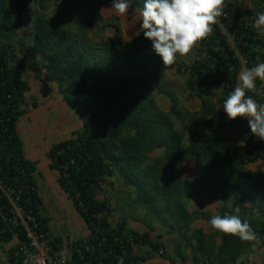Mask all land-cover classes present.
<instances>
[{
    "label": "trees",
    "instance_id": "obj_1",
    "mask_svg": "<svg viewBox=\"0 0 264 264\" xmlns=\"http://www.w3.org/2000/svg\"><path fill=\"white\" fill-rule=\"evenodd\" d=\"M141 1L127 0L133 8L142 6ZM109 2L0 0V242L7 243L13 236L19 242L26 241L23 226L14 227L6 220L12 210L11 200L24 213L36 216L43 232L49 231L36 179L37 164L26 157L18 130L30 90L24 79L27 67L37 79L55 83L64 104L83 122L80 131L55 142L47 152L48 168L58 173L57 183L83 220L86 236L95 247L93 254L85 250L77 254L74 249L81 247L83 238L72 240L69 247L72 244L73 252L67 264H118L117 257L121 256L124 264L139 260L126 240L143 245L148 233L130 231L124 221L111 226L108 199L97 197L103 183L115 175L123 187L133 189L132 202L148 221L172 223L186 231L195 215L188 211L186 202L197 197L221 202L215 214L205 213L208 222L214 215L236 214L256 232L258 243L218 231L220 245L216 247L209 237L210 243L204 248L206 237L196 231V243L190 246L198 264H236L253 246L263 248V252L250 264H264V173L247 167L256 160L264 162V141L248 127L246 142L252 143V148H231L214 127L216 119L225 113L223 101L237 86L241 67L232 57L224 31L231 35L247 68L264 62V37L252 27L262 7L245 8L241 0H225L226 15L200 42L201 56L177 70L186 73L188 96L198 99V107L178 108L174 94L159 87L158 93L171 101L170 109L163 111L145 92L156 83L157 58L141 31L130 41H118L124 48L120 50L110 43L91 41L83 23L70 29L62 17L44 13L49 4L66 10L77 3L92 22L103 21L95 11ZM32 5L36 10H31ZM32 16L27 42L14 45L13 39ZM256 83L259 95H248L264 103L262 82L258 79ZM155 151L159 153L150 161ZM185 162L194 165L191 178L180 172ZM58 243L59 239H53L54 246ZM16 248L10 255L11 264H19L14 259Z\"/></svg>",
    "mask_w": 264,
    "mask_h": 264
},
{
    "label": "crops",
    "instance_id": "obj_2",
    "mask_svg": "<svg viewBox=\"0 0 264 264\" xmlns=\"http://www.w3.org/2000/svg\"><path fill=\"white\" fill-rule=\"evenodd\" d=\"M137 30L140 31V24L136 20V23L131 27V32H134L133 35H136L135 31ZM238 83L239 80L237 76V84ZM29 84L31 86V83ZM262 85L264 90V82H262ZM37 96L38 98L43 97V95L38 94ZM154 100L163 111H168L171 107V101L166 95L162 94ZM51 101L52 103H49L50 111L52 114H54L56 119L52 127V129H54L55 131L53 132L52 137L55 142H59L60 140L72 137L73 133L80 131L83 122L77 114L67 108L58 92L55 95V100L52 99ZM38 120L42 121V118L40 117ZM60 124L63 128L60 126ZM30 126L32 127L31 130H29ZM30 126H28V134H31V137L32 135L36 137L37 132L33 133L35 129L33 122L30 123ZM214 127L217 130L218 134L224 137V142L231 148L236 146H245L247 150H250L252 148V143L246 142L247 136L245 135V129L248 128L246 119L237 118L235 120H230L227 117L226 113H223V115L220 118L216 119V121L214 122ZM57 136H61V139H58ZM21 139L24 144L25 155H27L25 141L22 137ZM40 151L41 150L38 151L39 154ZM37 155L38 153L35 150V156ZM247 167L252 171L264 173V162L262 160L250 162L247 164ZM179 169L183 177L191 178L194 172V165L192 162H185L180 166ZM36 170V175L40 174L42 176V174L39 172V169ZM47 174L51 176V180L44 183L43 180L41 181V183L37 181V184L38 187L40 184L42 189L47 191V193H50V195H47V197L50 198L49 201L51 204L47 202L48 198L45 199V197L42 195V192L39 190L47 212L49 227L48 234L53 239H59V243L56 244L57 248L65 250V252L70 255V242L75 239L84 238L87 235L88 231L80 215L73 207L71 201L67 198L59 185L57 187L56 184H58V173L50 169L47 171L46 169L45 175ZM116 178L118 179V177L115 175L112 179H108L106 181L111 182L113 180H116ZM105 187L106 186L103 184L101 187L103 191L97 195L99 200H103V198L106 197V194H104ZM128 189H130L132 193L130 194V197L127 196V198L129 197V200H127V204H124L126 199H117V207L119 208V210L117 211V216H115L116 208L112 206L111 200L108 199L112 210L111 216L109 217V223L111 224V226H114L116 222L124 221L125 226L128 230L134 231L140 235L145 232L148 233L149 237L146 244L133 246V252L139 258L141 264H198V257H195V259L193 258V252L191 248L192 246H190V243L191 245H194L196 243V231H202L203 235L206 237L203 244L204 248H206L210 243L208 239L209 237L212 238L211 241H213V244L216 247L220 245L219 232L217 230H214L210 226V222H208L207 219L204 218V215H206L207 213H216L217 208L221 204L219 200L210 201L203 198L189 197L186 202V207L189 212L195 213V215L188 230L185 231L183 229H178L177 226L172 223H170L169 225H161L158 222L148 221L144 217V212L141 209L137 208L132 202L134 198L133 189ZM61 196L65 199V203L63 202ZM58 202L64 203L66 207V211L69 216L67 223H70V221L72 222L70 231H66L65 226L61 225L62 223L54 222V220V223L49 226L50 215L52 216V213L56 212L54 207ZM119 203H123V206L121 207ZM55 208L57 209V206ZM69 226H71V224ZM18 242L19 240L16 236H13L7 243L0 242V264H11L9 260L10 255L13 249L17 247ZM262 252L263 248L253 246L251 249H249V251H247V253H245L238 259L236 264H250L257 260Z\"/></svg>",
    "mask_w": 264,
    "mask_h": 264
},
{
    "label": "rangeland",
    "instance_id": "obj_3",
    "mask_svg": "<svg viewBox=\"0 0 264 264\" xmlns=\"http://www.w3.org/2000/svg\"><path fill=\"white\" fill-rule=\"evenodd\" d=\"M142 1L139 3L140 5ZM241 1H242L241 2L242 6L245 8L255 9L257 7H262L261 9L259 8V10L264 11V2L262 0H241ZM75 5L71 6L66 10H62L56 7L55 4H49L44 10V13L50 17H57V16L62 17L65 26L70 29L75 28L76 23H83L88 27V36L91 41H93L94 43H101V42L110 43L112 44L113 48L116 47L119 48L120 50H123L124 48L119 45L118 41H123V42L130 41L140 32L137 30L135 31L136 35H133L134 32H131V27L136 23V20L138 21L139 24L141 23V17L139 13L143 5L137 8L136 7L133 8L129 5L127 13L124 15H120L112 8V0H110L109 3L100 6V8L97 11H95L97 14H99L102 17L103 21H94V22H92L90 18H87L88 13L85 9L78 8L77 3ZM33 9L36 10L35 5H32L31 10ZM28 14L30 15L32 13L29 12ZM32 22H33V16L27 20L25 26L18 32L17 36L13 39L14 45H19L27 42L28 40L27 36L29 35ZM146 44H148L149 47L153 49L152 42L150 40H147ZM200 56L201 55H200V43H199V45L195 47L189 54L185 56L177 55L175 63L165 68L161 58L156 54V58H157L155 65L156 83L149 86L145 90V92L151 98L155 99L158 98L160 95H162L158 93V88L162 87L166 90L171 91V93L174 94L178 108H180L181 105H185L188 107H195L196 105H198L199 101L195 97L188 96V91H186V86H185L186 73L177 72V70L179 68L183 69L185 66L191 65L194 62V60L199 58ZM24 79L28 83H31V86H30V90L26 93V103L25 106L23 107L25 110V114L19 119L18 122L19 132L21 137L25 141L26 153L28 155V156L26 155V157L30 161L36 162L37 164L36 169H39V172L43 176L42 177L40 174H38L36 175V179L40 183L43 180L44 183L51 180V176L48 174L45 175V172L46 169L47 171L49 170V168H46L48 167V163H49L47 159V152L49 148L55 143V140L52 137V134L55 131L54 129H52V127L56 119L54 114H52L50 111L49 103H52L51 101L52 99L55 100L57 88L54 83H47L42 79H37L35 77L34 72L29 70L27 67L24 70ZM216 93H219L218 90L216 91ZM37 94L43 95V97L38 98ZM40 117L42 118V121L38 120ZM32 122L36 129V130L34 129L33 133L37 132L36 137H34L33 135L31 137V134H28V126H30V123ZM177 124H178L177 126L180 127L182 123L180 120H178ZM31 129L32 127L30 126L29 130ZM57 137L58 139H61V136H57ZM35 150L38 153L37 156H35ZM39 150H41L40 154L38 152ZM158 153L159 152L157 151L152 153L150 161ZM103 184L106 186L104 194H106L105 196L107 197V199L111 200L112 206L116 208V210L115 209L114 210H115V216H117L118 213L117 211L119 210V208L117 207L118 206L117 199H126L124 204H127V200H129L130 194L132 192L130 189L124 188L121 185L120 180L117 178L116 180H113L111 182L105 181ZM56 185L58 187V184ZM39 190L42 192V195L45 197V199L48 198L47 195H50L49 192L48 194L47 191L42 189L40 184H39ZM127 196L129 197L127 198ZM61 198L65 203V199L62 196ZM49 199L50 198L47 199V202L51 204ZM64 203L58 202L56 204L57 209L55 208L56 206L54 207L56 212L52 211L53 213L52 216L50 215L49 226L52 225V223L54 222L57 223L60 222L62 223L61 224L62 226H65L66 231H70L72 227V222L70 221V223H67L69 216L67 214ZM119 205L122 207L123 203H119ZM70 224L71 226H69Z\"/></svg>",
    "mask_w": 264,
    "mask_h": 264
},
{
    "label": "clouds",
    "instance_id": "obj_4",
    "mask_svg": "<svg viewBox=\"0 0 264 264\" xmlns=\"http://www.w3.org/2000/svg\"><path fill=\"white\" fill-rule=\"evenodd\" d=\"M225 0H143L140 9V31L152 42V48L165 68L175 63L177 55L189 54L201 41L213 33L226 7ZM112 8L120 15L127 13V0H112ZM253 29L264 37V11L256 14ZM264 82V62L244 68L239 83L223 101V111L230 120L244 118L250 132L264 141V103H258L249 92L257 93V80ZM236 213H239L237 208ZM210 226L226 235L245 242H259L256 232L239 215H214ZM124 264L123 256L117 257Z\"/></svg>",
    "mask_w": 264,
    "mask_h": 264
},
{
    "label": "built area",
    "instance_id": "obj_5",
    "mask_svg": "<svg viewBox=\"0 0 264 264\" xmlns=\"http://www.w3.org/2000/svg\"><path fill=\"white\" fill-rule=\"evenodd\" d=\"M224 15H226L225 9L223 16ZM225 34L227 35V38L230 42V47H232L230 49L232 52V57L240 61L241 67L238 71L239 73L244 68H246V60L239 53L238 49L235 48L231 35L226 31ZM232 69L233 66H230V70ZM5 192L10 193L8 190ZM11 204V214L6 220L14 227H16L18 224L22 225L26 240L25 242L18 243L14 252V259L19 264H67L73 252L72 244L69 247L70 255L65 252V250L57 248L56 245L54 246L51 236L40 229L36 216L29 213H24L15 203V200H11ZM38 213L43 214L42 211H39ZM89 239L90 238L88 236L80 239L82 241L81 247H75V253L81 254L82 250L92 254L95 253V247L92 244V241L90 243ZM126 243L132 247L134 246L131 238H127ZM122 253H125L126 256V252ZM130 264H141V262L139 260L135 263L131 261Z\"/></svg>",
    "mask_w": 264,
    "mask_h": 264
}]
</instances>
